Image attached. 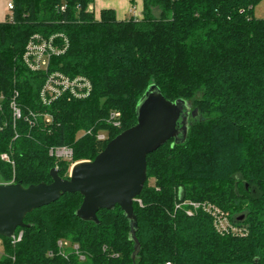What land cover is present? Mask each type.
<instances>
[{
    "label": "trees",
    "instance_id": "trees-1",
    "mask_svg": "<svg viewBox=\"0 0 264 264\" xmlns=\"http://www.w3.org/2000/svg\"><path fill=\"white\" fill-rule=\"evenodd\" d=\"M12 3L13 18L0 23V184H51L53 169L68 180L71 164L50 149L67 146L75 162L94 161L137 124L152 85L197 115L183 144L170 141L147 157L148 180L134 203L138 249L120 207L85 222L76 215L83 197L66 194L26 216L16 246L0 237V264H264V19L255 16L264 0H143L142 17L128 20L113 9L97 17L89 11L95 0ZM38 34L68 40L49 71L88 78L87 99L42 104L47 74L23 62ZM17 94L24 119L14 125ZM111 112L121 113V129L107 125ZM103 130L109 140L99 142ZM185 200L216 205L244 235H221L208 215L177 211ZM59 240L78 244L86 261L58 256Z\"/></svg>",
    "mask_w": 264,
    "mask_h": 264
},
{
    "label": "water",
    "instance_id": "water-1",
    "mask_svg": "<svg viewBox=\"0 0 264 264\" xmlns=\"http://www.w3.org/2000/svg\"><path fill=\"white\" fill-rule=\"evenodd\" d=\"M196 115L188 102H170L155 85L150 86L136 108L137 124L113 139L94 161L76 163L68 180L53 169L51 184L28 188L0 184V237L10 239L26 227L28 214L66 194L78 193L83 203L76 215L85 222L97 223L100 211L120 207L130 222L131 237L138 249L134 203L148 180L147 157L170 141L183 144L190 118Z\"/></svg>",
    "mask_w": 264,
    "mask_h": 264
},
{
    "label": "built area",
    "instance_id": "built-area-1",
    "mask_svg": "<svg viewBox=\"0 0 264 264\" xmlns=\"http://www.w3.org/2000/svg\"><path fill=\"white\" fill-rule=\"evenodd\" d=\"M13 3L8 4L10 19L13 18ZM58 12H65L66 7L61 6L57 8ZM90 11V10H89ZM68 40L61 34H51L44 36L41 34L35 35L28 43L23 62L26 67L35 73H46L45 83L40 92V100L44 106H51L59 99L66 98L68 100H84L87 99L92 91L93 85L91 81L83 76L70 77L60 72H50L51 61L54 57L63 55L68 48ZM17 95L12 98L9 108L12 113V120L14 125L24 119L22 109L17 102ZM3 97L0 98V109H2ZM31 116H34L30 113ZM35 117V116H34ZM27 120V118H25ZM52 118L46 117L47 124H50ZM107 125L113 129L122 128V115L120 112H111L107 121ZM92 131L85 132L84 135H92ZM99 142H106L109 140V134L106 130L99 132L96 135ZM49 155L57 160L66 161L71 164V168L78 162L74 160V151L67 146L55 147L50 149ZM2 160L11 163L8 154L2 155ZM141 204V201L137 199ZM176 210L184 211L188 217H193L199 213H203L211 217L216 231L221 235H244V230L237 224L230 221L229 215L223 212L219 207L208 202L195 201H181L177 203ZM23 239V232H16L11 238V245L16 246ZM57 255L65 259L69 256L77 257L81 262L86 261V254H84L80 246L76 243H71L68 240H59L57 242ZM53 257L54 254L50 253ZM166 264H172L167 262Z\"/></svg>",
    "mask_w": 264,
    "mask_h": 264
},
{
    "label": "crops",
    "instance_id": "crops-1",
    "mask_svg": "<svg viewBox=\"0 0 264 264\" xmlns=\"http://www.w3.org/2000/svg\"><path fill=\"white\" fill-rule=\"evenodd\" d=\"M13 0H0V23L4 22L9 15L8 4ZM113 9L119 20H128L133 15V10H137L139 17L131 16V18H141L143 13V0H95V3L89 7L99 17L101 11Z\"/></svg>",
    "mask_w": 264,
    "mask_h": 264
},
{
    "label": "rangeland",
    "instance_id": "rangeland-1",
    "mask_svg": "<svg viewBox=\"0 0 264 264\" xmlns=\"http://www.w3.org/2000/svg\"><path fill=\"white\" fill-rule=\"evenodd\" d=\"M131 16L139 17L136 9L133 10V15H131ZM131 16H129V17L131 18ZM255 16H256V18L264 19V3H262L258 7H256ZM192 111H194V110H192ZM79 136H83V133L79 134ZM4 253H5V248H4L2 240L0 239V259L3 258Z\"/></svg>",
    "mask_w": 264,
    "mask_h": 264
}]
</instances>
